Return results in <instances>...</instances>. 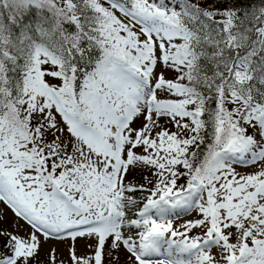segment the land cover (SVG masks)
Returning <instances> with one entry per match:
<instances>
[{"label":"snow or ice","instance_id":"6c2138e0","mask_svg":"<svg viewBox=\"0 0 264 264\" xmlns=\"http://www.w3.org/2000/svg\"><path fill=\"white\" fill-rule=\"evenodd\" d=\"M0 264H264V0H0Z\"/></svg>","mask_w":264,"mask_h":264},{"label":"rangeland","instance_id":"374dc122","mask_svg":"<svg viewBox=\"0 0 264 264\" xmlns=\"http://www.w3.org/2000/svg\"><path fill=\"white\" fill-rule=\"evenodd\" d=\"M54 246H56L61 252H64L65 250V245L64 244H60V243H57V242H51ZM82 249V246H83V242H80V245H79Z\"/></svg>","mask_w":264,"mask_h":264}]
</instances>
